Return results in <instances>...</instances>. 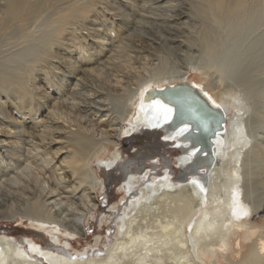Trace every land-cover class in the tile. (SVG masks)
Segmentation results:
<instances>
[{
    "label": "bare ground",
    "instance_id": "1",
    "mask_svg": "<svg viewBox=\"0 0 264 264\" xmlns=\"http://www.w3.org/2000/svg\"><path fill=\"white\" fill-rule=\"evenodd\" d=\"M203 1L209 3L214 9L208 10L209 6L208 8L196 7V12L200 14L199 16L203 19L205 18L196 36L199 37V40L208 51L216 47L214 45L215 41H219V38H224L222 35L219 36L217 34L215 25L213 26V24L209 23V21H212L209 20L210 17L214 14L225 25L221 24L220 28L222 27V30L230 33L231 38H233V35H241L240 39L247 43L244 49L238 50L240 57H237L238 55L236 58L234 57L235 59L233 58L234 60L230 61L232 63H228L229 56H226V54L224 57L221 56L223 60L219 59L222 60L220 63L219 61L218 63L214 62L212 58L211 61H201L202 64L194 68L202 73L207 72L205 77H203L208 81L211 80V83L208 84L205 81L208 86L205 83H199L205 87L206 91L195 85L194 87H197V89H192L194 94L200 95L203 92L215 107H221L224 110L226 117L227 114L229 115L230 109L235 107L233 109L235 114L230 116L228 121L226 120L225 132L216 139V162L209 170L208 176L203 179L198 177L191 178L192 180L186 183H179L176 182L179 178L173 177V179L168 172L166 175H160L159 172H156L157 167L153 166L146 171L136 172V174H130L128 178L125 177V182L120 188V193L123 194L121 200L124 211L121 215L119 209L108 212V217L118 216V220L116 222V236L105 257L79 260L69 257L66 253H61L60 250L58 251L52 246L44 248L29 238L23 242L1 235L0 264H264V226H256L254 223L256 217L264 218V206H262L264 202L261 199V195L256 194L264 189V171L262 172L261 183H259L260 178H257V184H253V173L251 177H248L245 173V166L251 159L254 158L256 161V159L260 158L264 163V149L262 147L260 149L259 141L254 142L249 131L248 114L244 110L245 108L247 109L248 104L245 103L242 95L243 93L247 94L248 91L250 93L258 92L260 90L259 86L263 83L264 0ZM197 2L199 1L197 0ZM113 3L110 0H0V41H3L6 37H25L28 39V43L30 42L33 46L28 48H33V50H30L33 56H30L28 51L25 55V60L21 62L23 65H7L5 62L0 65V92L10 93L12 96V100H7L6 105L4 103L0 104V108L4 107L19 118H24V113L31 111L32 107H34L32 104L40 103L37 81L39 78L50 79L53 74L54 64L59 61V59L56 61L59 55L54 50L55 46L61 45V49H64L63 46L69 41L71 43L69 44L71 45L69 52H77L88 61L91 53L85 44H82V39L84 38H80L79 32L82 33L81 30L84 32L88 29L86 21L92 17L95 19V17L98 18L102 14L110 17L111 21L108 22L113 23L111 24L112 31L115 32L117 38L121 37L124 20H119L118 22L117 19V23L115 22L114 19L117 18V15L110 8L117 9L116 11L119 8L116 0ZM260 9L262 10L261 15L259 14ZM115 24L118 26H115ZM36 26L46 28L44 30L45 35L41 38L42 40L38 37L35 38L33 36L34 33H31ZM106 33L103 35L108 37ZM36 34L38 33L36 32ZM109 34L112 33L109 32ZM192 34L191 36H194ZM38 39L40 40L38 41ZM98 47L99 49L95 50L97 54H103L106 49L104 42L98 43ZM156 49L154 48V50ZM132 50H135L134 52L137 51L136 49ZM120 51H122L121 48ZM123 51L128 52L129 50L125 49ZM229 51L227 50L228 55ZM129 53L130 51L127 54ZM137 53L142 57L141 53L143 52L140 49ZM19 55L13 59L16 60L21 57ZM122 55L124 56L123 53ZM138 56L136 54L134 58ZM130 57L132 56L125 55L121 58L125 60L122 61L125 62L127 68L135 69L137 63L130 60ZM144 58L140 59L144 60ZM242 58L246 59L243 60ZM64 59L65 63L70 65L69 58ZM249 59L254 61H252V64L247 62L246 68H244L245 61ZM126 61H128L127 64ZM145 64L137 66V69L139 67L140 70H143L142 72H147L148 67ZM102 68H96L92 72L95 71L98 76H101L108 67ZM88 69L90 70V68ZM161 69L164 68L161 67ZM194 69L181 70L177 76L163 77L165 70H158L155 76L150 74L148 78L140 75V80H138L140 77L137 78L136 76L138 82L136 80L135 88L130 86L129 96L127 97L128 93H122L121 97H117L122 101L125 100L126 103H123L127 104L126 107H131L128 112L129 117L124 119L129 122V128L131 126L126 136L148 135L150 131L160 134V142L173 145L172 149L178 150L179 155L176 156L178 158L176 166L181 164V168L192 164L198 159L199 154L195 151H192L193 155L180 152L181 148L177 141L185 135L184 132L179 130L175 135L165 136L167 126L159 122H168L171 119L178 120L180 118L184 120L186 118V121H189L193 116L188 108V101L190 102L191 100L179 95L172 97H165L157 93L156 95L155 89L161 90L168 86L178 85L176 83L188 79L187 76ZM165 84L167 85L162 87ZM180 84H184V82ZM210 89L217 92L220 104H217L213 98L214 96H211V93L214 92H211ZM170 103H175L180 108V111H175V108ZM73 106L75 107L74 104ZM120 112L124 111L121 110ZM119 114L121 115V113ZM53 116L55 117L54 114ZM70 120H73V117ZM67 123L69 122L67 121ZM100 124L98 122L97 125L100 127ZM203 124L205 125L206 122ZM72 125L71 127L56 128L60 132L57 133L60 134L57 136L60 141H55L50 137L48 139L44 136L40 137L41 133L49 136L53 133L48 127L46 130H41L38 135H35V132L32 131L29 134L33 141H29V143L32 142L34 145V151L38 149L40 154L46 156L43 160L47 163V166L57 161L56 171L50 174L46 171L47 166H44V162L40 166L38 165V167L44 166L42 169H38L37 173L30 174L34 170V164L29 160L19 172L18 167L20 166L15 165V159L10 160V158L13 155L18 156L20 154L18 145L21 147L25 144L19 141L20 138L14 139L16 134L11 136V131L1 132L8 144L18 145L16 147L9 146L6 155L0 148V221H12L17 216L23 220H30L44 229L55 243H61L57 235L58 229L66 231L71 238L87 236L86 221L89 215L93 213V210L97 208L98 189L104 185L98 179L91 166L99 142L88 134L80 118L74 120V129H72ZM122 128L125 127L123 126ZM93 132L95 133V131ZM38 137H40V141L47 139L49 143L38 144L34 142ZM186 138L187 136H184V139ZM110 139L111 137H108L107 140L110 141ZM137 153L146 154L140 151H137ZM114 157L112 160L108 159L105 161L102 168L109 171L122 163H120L121 157L119 158L118 155ZM156 159L150 160L154 161ZM253 163L255 164V162ZM103 172L106 176V172ZM169 172L172 173L170 168ZM257 176L259 177L258 172ZM112 207L114 208V206ZM244 220L247 221L243 222ZM47 226H55L56 230H49ZM243 236L246 242H251V247L248 248L247 253L243 251L244 247H246L243 243ZM65 246L67 248L71 247L69 243H66ZM232 254L239 260L230 259ZM86 256H88V253H86ZM223 260L225 263L221 262Z\"/></svg>",
    "mask_w": 264,
    "mask_h": 264
},
{
    "label": "rangeland",
    "instance_id": "2",
    "mask_svg": "<svg viewBox=\"0 0 264 264\" xmlns=\"http://www.w3.org/2000/svg\"><path fill=\"white\" fill-rule=\"evenodd\" d=\"M110 1H111V3H113V1H115V0H110ZM198 1L199 2H197V0H118V1L116 0V2H117L116 4H118V8L120 10L118 9V11H116L117 9L116 10L112 9V8H110V9L117 15L116 16L117 18L114 19L116 23H117V21L119 22V20H122V21L124 20V25L122 24V32H121L122 35H121V37L117 38L115 32L112 31V27H111L112 25L111 24H113V23L108 22V21H111L110 17H108L104 14H102L101 16H98V18L94 16L95 19H93V17H92L91 19L86 21V25L88 24L87 25L88 29L85 30L84 32H83V30H81L82 33L79 32V34L81 35L80 38H84V39H82V44H85V46L90 50V53H91L90 59L88 61L85 60L86 59L85 57L80 56V54L77 52H73V53L71 51H70L71 53L69 52V47H71V45H69V44H71L69 41H67L68 43L66 42L68 44V46H66L67 44L64 45L66 47L63 46L64 49H61V45L55 46L56 48L54 47V50H56L58 55H59V58L57 57L56 61H58V59H59V61L55 62V64H54V69H53L54 71L52 74L53 76L51 75L50 79L46 78L47 80L39 78V80L37 81V87H39L38 91H39V95H40L38 99H39L40 103H38V104L36 103V105H35V103L32 104L34 107H32L31 111H29V112L26 111L24 113L25 114L24 118H19L15 114L9 112L4 107L0 108V148L2 149V152L4 153V155L7 154L6 151H8L9 146L16 147L18 144L17 145L8 144L6 142V138L3 137L1 132H5L6 130L11 131V134H10L11 136L16 134L14 136V139L20 138L19 141L24 142V144H25V145H22L21 147L18 145L17 147H19V149H20L19 150L20 154L18 156L13 155L10 158V160L15 159V161H16L15 165L20 166V167H18L20 169V170L18 169L19 172L25 167V164L28 163V160L33 162V164H34V170L32 172H30V174L31 173L34 174L35 172L37 173L38 169H42L44 166H47V163H45V161L43 160V158H45L46 156L40 154V151L38 149H35L36 152L34 151V145L32 144L33 141L29 135L30 133L35 132V135H38L41 130L42 131H43V129L46 130L48 127V129L53 131V133L50 134V136L47 134L44 135V133H41L40 137L44 136L47 139L50 137V138H53V140H55V141H60V139L57 138V136L60 135L57 133H60V132L58 130H56V128L71 127L72 124L74 125V120H77L80 118V120L82 121V124L86 127L88 134L95 141L99 142L98 146L95 150V155L92 159L91 166L94 169L98 179L100 181H102V183L104 184L102 188L98 189V194H97L98 195V200H97L98 206L96 209L93 210V213L89 215V217L86 221V231H87L86 237L80 236V237H72L71 238L70 236H68V233L66 231L58 229L59 231H58L57 235H58L61 243H55L49 237V235L46 233V231L44 229L40 228V226L38 224L32 223L30 220H23L19 216H17L18 218L16 217V219L12 220V221L11 220L0 221V236L6 235L10 238H15V239L23 241V242L25 241V239L29 238V239L34 240L36 243L43 246L44 248H48L47 246H52L53 248L57 249L58 251L60 250L61 253H66L69 255V257L79 259V260L80 259L97 258V257L102 258V257H105L107 255L108 251L110 250V247L113 244V240L116 236V222L118 220L117 219L118 216L117 217H110V216L108 217V212H111L112 210H118L119 209L120 215L123 213V211H124L123 207H122L123 203L121 200L123 198V194L120 193V188L125 181L123 180L122 183L117 184V181L120 180L124 176V174H122V172H115L114 169L106 171V169L102 168V165L104 164V162L107 161L108 159L112 160L113 157L116 155H118L119 158L121 157L120 163L121 162H127L128 160H130L132 163V161H133V163H135V165L129 167V173L126 175V177L128 178V176L130 174H136L137 167L140 166V163L138 162L139 160H135L137 151H140L142 153H147L148 151L150 152V150H151L156 154L157 153L160 154L161 152H163L164 156H166L167 158H174V157H172V154H170V152L168 150H166L163 147H160L158 145L159 141L155 135L151 136V135H145L144 134V135H138V136L133 135V137H128L130 135L126 136V133H128L131 126L129 128V124H128L129 122L124 120V119L125 118L127 119V117H129L128 112L131 109V107H126L127 104L125 105V103H126L125 100L122 101L117 97H121L122 93L123 94L128 93L127 94V97H128L130 94L129 88H131V87L135 88L134 86H136V83L138 82V80L141 79L140 75L145 77V78L146 77L148 78L150 76V74H151V76H155L158 73V70H165V72H164L165 75H163V77H168V76H173V75L177 76L178 73L181 72V70L184 71L187 68H191V69L196 68L197 66H199V64H202L201 61H203V62H205L206 60L211 61V59L213 58L212 60L214 62L218 63V61H219V63H220L223 60L222 57H224L226 54H227L226 56H229L228 57V59H229L228 63H232L230 61H233L237 55H238L237 57H240L238 50L244 49V47L247 44L245 41L240 39L241 35H233V38H231V35H229L230 33H227L226 30H222V27L220 28V26H222L221 24H223V23L220 22L221 19L219 20V17H217V15L214 14V15H212V17H210L209 20H212V21H209V23L213 24V26L215 25L214 27H215L216 32H218L217 34L219 36L222 35V37H224V38L223 39L219 38V41H215L214 45L216 47L211 48L210 51H208L207 48L205 47V45L202 44L201 41L199 40V37L196 36L197 32L202 27V24H203L202 21L205 20V18L204 19L201 18V16H199L200 14H198L196 12V10H197L196 7H198V8L207 7L208 8V6H209L210 8H208V10H212L214 8L211 7V5H209V3H207L203 0L202 1L198 0ZM263 10H264V8H263ZM210 14H212V13H210ZM259 14L260 15L262 14L261 9H260ZM107 15H108V13H107ZM120 15H121V17H120ZM133 19H134V21H133ZM115 26H118V25L115 24ZM40 28H42L43 31ZM44 30H46V28H43V26H41V27L36 26L31 33H34L33 36L35 38L38 37L41 39V38H43V35H45ZM38 31H40V32H38ZM36 32L38 34H36ZM109 32L112 34H109ZM105 33H106V35L108 34L107 35L108 37L103 35ZM82 34L84 37L82 36ZM191 34L194 36H191ZM114 36H116V37H114ZM31 37H32V35H31ZM188 38H190V39H188ZM5 39H6V41H5ZM40 39H38V41ZM31 40H33V38H31ZM236 40H238V41H236ZM102 42H104V45L106 46V49L104 52L105 54L104 53L103 54H97V52L95 50L99 49L98 43H102ZM224 42H226V43H224ZM229 42H231V43H229ZM226 44H227V46L229 45L230 47L229 46L227 47ZM221 45H222V47H221ZM233 45H235V46H233ZM31 46H32V44L30 42L28 43V39L25 37H23V38H13V37L4 38L3 41H0V57H1L0 58V65L4 62L7 63V65L8 64L23 65V63H21V62H23L25 60V55L28 51H29L30 56H33V54L30 51V50H33V48L28 49V48H31ZM59 46H60V48H58ZM152 46H153V48H152ZM66 48H67V50H65ZM120 48L122 51H120ZM137 48H139L141 50V52H143V53H141L142 57H140V55L137 53L139 51V49L137 50ZM154 48L155 49L157 48L158 50L157 49L154 50ZM226 48H228V49H226ZM58 49H59V51H58ZM125 49L129 50L130 53L127 54L129 51L128 52L123 51ZM132 49H136L137 51L134 52L135 50H132ZM232 49L235 51H233ZM222 50H224V51H222ZM227 50L228 51L230 50L229 55H228ZM21 52H23V53L21 55H19ZM214 52H215V55H214ZM122 53L124 54V56L125 55L126 56H132V57H130V60H133L135 63H137L136 67L134 66L135 69L134 68L131 69V67L127 68V65H125V62H123L125 60L122 59L124 57L122 55ZM135 53L137 54V56L139 55L137 57L138 59L136 57L134 58V55H136ZM221 53L222 54L224 53V54L222 55ZM61 54H63V55H61ZM17 55H19L21 57L14 60L13 58H15V56H17ZM68 55H70V56H68ZM109 56H110V58H109ZM143 57H145L144 60H141L140 58L143 59ZM207 57H209V59H207ZM64 58H66V59L69 58V64L70 65L65 63L66 61ZM150 58H152V59H150ZM217 58H218V60H217ZM27 59H28V57H27ZM219 59H222V60H219ZM242 59L244 60L246 58H242ZM103 61H105L106 63L104 62L105 64L103 63V65H101ZM252 61H254V60L253 59L252 60H250V59L246 60L245 64H244V68H246L247 62H250V64H252ZM16 62H19V63H16ZM127 62L128 61H126V64H127ZM146 62L147 63L149 62V63L147 64ZM95 63H96V65H95ZM160 63L162 66L160 65ZM141 64L142 65L145 64V66L149 68V69L147 68V70H148L147 72H142L143 70H140L139 67L137 69V66H139V65L142 66ZM226 64H227V62H226ZM118 65H120V66H118ZM67 67L69 70L67 69ZM75 67H76V69H75ZM102 67H105V68L108 67V68L105 69ZM158 67H159V69H158ZM161 67L164 69H161ZM88 68H90V70ZM96 68L97 69H100V68L105 69L103 72L104 74L101 76L100 75L98 76V74H96L95 71L92 72ZM83 69H85V70H83ZM119 69H120V72H119ZM152 70L154 71V74H153ZM86 71L88 74L86 73ZM84 73H86V74H84ZM138 73H142V74L138 75ZM206 73H202V72L194 69L191 71V74L187 76L188 79H184L181 82L176 81L177 82L176 84H180L182 82H184V83L192 82L194 84V86L197 85L200 89L205 90V87L200 85L199 83H205L206 86H208L207 85L208 83H211V80L208 81L204 78ZM135 74H137V75H135ZM144 75H146V76H144ZM136 76H137V78L138 77H140V78L137 80ZM136 80H137V82H136ZM205 81H207V84ZM262 81H263V83H262V85L259 86L260 90L258 89L259 90L258 92H256V93L253 92L254 93L253 94V93H250L248 91L247 92L248 95L245 93L242 94L245 103L248 104L247 109L245 108L244 110L247 111V114H248V117L247 116L246 117L248 119V124L250 127L249 131L252 134V138H253L254 142L259 141L258 144L260 146V149H261V147L264 149V142H262L264 140V132H262V131H264V120H263V118H264V114H263L264 113V109H263L264 108V95H263L264 94V78ZM166 85L167 84L163 85L162 87H164ZM59 90H60V92H59ZM125 91H127V92H125ZM210 91L214 92L212 89H210ZM210 91H209V94L211 93ZM116 93H118L119 95ZM211 94L210 95L212 97L214 96L213 98L217 102V104H220L219 103L220 100L217 96L218 95L217 92L215 91L214 93H211ZM255 94H257V95H255ZM107 98H109V99H107ZM7 100H12L11 94L10 93L8 94L6 92H4V93L0 92V104L4 103L6 105ZM115 101H117V102H115ZM123 102H125V103H123ZM254 103H257V104H254ZM73 104L75 105L76 108L73 106ZM111 105H112V107H111ZM251 105H252V107H251ZM113 106H114V108H113ZM103 107L107 108V109L104 110ZM124 107H126V108H124ZM74 108H75V110H73ZM110 108H112V109H110ZM120 109L124 112H120L121 111ZM233 109H235V107L230 109L229 115L227 114V121H228V118L230 116H233L235 114V110H233ZM2 110H4V111H2ZM118 110H120V111H118ZM75 112H77V113H75ZM108 113H109V115H108ZM119 113H121V115ZM123 113H124V115H123ZM243 113H245V112H243ZM7 114H8V116H7ZM53 114L55 115V117L53 116ZM74 116H75V118H74ZM78 116H80V117H78ZM98 116L101 118H99ZM115 116H116V118H115ZM253 116H254V118H253ZM72 117H73V120H70V119H72ZM68 118H70V119H68ZM90 120H92V121H90ZM15 121L17 124L15 123ZM50 121H51V123H50ZM67 121L71 124L67 123ZM98 122L101 123L100 127L97 125ZM92 123H94V124H92ZM61 124L64 126H62ZM73 125H72V129H74ZM257 125H259V126H257ZM7 126H9L8 129H7ZM123 126L125 128H122ZM29 127H31V128H29ZM112 127L114 130L112 129ZM28 129L30 130V132ZM103 130L106 132H104ZM90 131L92 132V134ZM93 131H95V133ZM107 132H108V134H107ZM139 136H142V137H139ZM40 137H38L34 142H37L38 144L49 143L47 141V139L40 141V139H39ZM108 137H111L110 141L107 140ZM136 137H138V138H136ZM258 137H260V138L258 139ZM117 139H118V141H117ZM29 141H32V142L29 143ZM6 144H8V145L6 146ZM150 146H152V147H150ZM168 146H170L172 148L173 145H168ZM156 158L159 159L158 157H156ZM156 160L151 161V160L147 159L145 161V163L150 164V166L147 169H145V171L148 169H151L153 166H155V167H157L156 172H159L160 175H166L167 170L169 171V168L166 167L167 170H164V168L161 166V162L156 161ZM43 162L45 163L44 166L38 167V165L40 166ZM171 162L176 167L175 161L171 160ZM253 162H255V164L257 166ZM250 163L252 164V166ZM253 165H254V168H253ZM122 167H123L122 164H120V165L118 164L115 167V169H117V168L121 169ZM56 169H57V161L50 163V165H48L46 167V171H48V174L53 173L54 171H56ZM11 171H13V170H11ZM103 171L106 172V176L104 175ZM163 171H164V173H162ZM263 171H264V163L261 161L260 158L256 159V161L254 160V158L251 159L249 161V163L247 162V164L245 166V173L247 174V176L251 177L254 175L252 177V178H254L253 184H257L259 178H260L259 183H261V179L263 177L262 176ZM257 172H258L259 177L257 176ZM252 173H253V175H252ZM25 174H27V172H25ZM175 176H177V175H175ZM44 177H45V175H44ZM175 178H177V177H175ZM123 193H125V192H123ZM256 194H260L261 199L264 202V189L261 190L260 192L256 193ZM24 203L26 204V202H24ZM112 206H114V208ZM262 206H264V205H262ZM246 221L247 220H244L243 222H246ZM254 223L256 226L262 227V226H264V218L260 219L259 217H256L254 219ZM47 228L49 230H54V231L56 230L55 226L54 227L47 226ZM244 239H245V237L243 236V243L246 246V247H244L243 251H245L247 253L248 248L251 247V242L250 243L246 242ZM233 240H234V238H233ZM66 243H69L71 245V247L67 248L65 246ZM55 252H57V251H55ZM86 253H88V256L85 257ZM230 259L236 260V261L239 260L233 254H232V256H230ZM221 262L225 263L224 260Z\"/></svg>",
    "mask_w": 264,
    "mask_h": 264
},
{
    "label": "water",
    "instance_id": "3",
    "mask_svg": "<svg viewBox=\"0 0 264 264\" xmlns=\"http://www.w3.org/2000/svg\"><path fill=\"white\" fill-rule=\"evenodd\" d=\"M192 89H197V87H194L192 82H188L175 86H168L161 90L155 89V94L164 95L165 97L179 95L187 97L191 100L190 102L188 101V108L189 112L192 113L193 116L189 119V121H186V118L185 120L180 118L178 120L171 119L168 122L166 121L167 123L163 121H160L159 123L167 126L165 136L175 135L179 130L184 132L185 135L177 141L181 148L180 152L193 155L194 153L192 154V151H195L199 154L198 159H196L192 164L184 166V168H181V164H177L175 167L171 160H174L175 164L177 163L178 158L176 156L179 155L178 150L172 149L167 143L163 144V142H160V134L150 131L148 135H155L160 142L158 145L168 150L174 158H167L164 156L163 152L156 154L153 151L151 152V150L144 155L136 153L135 160H139L138 162L140 163L136 172H143L150 166V164L145 163L147 159L150 160L158 157V161L161 162V166L164 170H167L166 167L170 168L172 173L167 170L169 175L172 178H179L176 182L186 183L189 180H192L191 178L198 177L203 179L208 176L209 170L216 162V139L225 132L227 117L224 110L221 107H215L212 101L203 92L200 93V95L194 94ZM170 104L175 108V111H180V108L176 106L175 103ZM204 122H206L205 125L203 124ZM184 136H187V138L184 139ZM121 164L123 165L121 169L114 168L115 172H122V174H124V176L117 181V184L122 183V181L126 179L125 177L129 173V167L135 165V163H133V161L131 163L130 160L122 162ZM162 173H164V171Z\"/></svg>",
    "mask_w": 264,
    "mask_h": 264
}]
</instances>
